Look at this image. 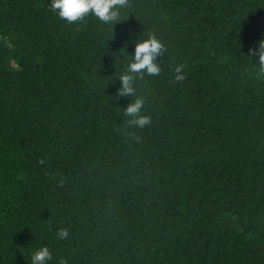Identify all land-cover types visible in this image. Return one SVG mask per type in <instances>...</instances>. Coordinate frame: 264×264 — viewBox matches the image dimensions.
<instances>
[{
	"label": "trees",
	"instance_id": "1",
	"mask_svg": "<svg viewBox=\"0 0 264 264\" xmlns=\"http://www.w3.org/2000/svg\"><path fill=\"white\" fill-rule=\"evenodd\" d=\"M50 5L0 0V264H264V0Z\"/></svg>",
	"mask_w": 264,
	"mask_h": 264
},
{
	"label": "clouds",
	"instance_id": "2",
	"mask_svg": "<svg viewBox=\"0 0 264 264\" xmlns=\"http://www.w3.org/2000/svg\"><path fill=\"white\" fill-rule=\"evenodd\" d=\"M124 3L125 0H51L50 7L61 19H65L69 23L83 20L89 15L108 23L115 22L120 18V8L124 6ZM162 47V42L155 36H150L138 43L134 53V61L129 65V72H146L151 76L159 74L161 68L155 60L161 53ZM249 53L251 56L258 57L259 62L264 65V40L260 41L257 47L249 49ZM183 67V65H178L175 68L177 81L185 79ZM122 80L124 91L131 93L133 91L131 75H123ZM142 105L143 100L137 99L126 110L129 115L134 117L133 122L140 126H144L149 122L147 116H137ZM68 234L67 229H61L58 233L60 238H66ZM51 258L52 251L47 246L36 249L31 255L32 264H48Z\"/></svg>",
	"mask_w": 264,
	"mask_h": 264
}]
</instances>
